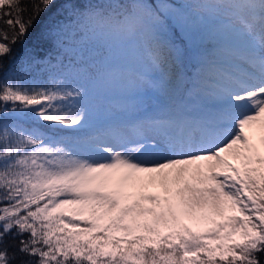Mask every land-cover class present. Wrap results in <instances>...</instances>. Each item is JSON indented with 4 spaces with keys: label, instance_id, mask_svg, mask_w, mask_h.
<instances>
[{
    "label": "snow or ice",
    "instance_id": "6c2138e0",
    "mask_svg": "<svg viewBox=\"0 0 264 264\" xmlns=\"http://www.w3.org/2000/svg\"><path fill=\"white\" fill-rule=\"evenodd\" d=\"M56 7L0 0V264H264V0Z\"/></svg>",
    "mask_w": 264,
    "mask_h": 264
},
{
    "label": "trees",
    "instance_id": "16d2710c",
    "mask_svg": "<svg viewBox=\"0 0 264 264\" xmlns=\"http://www.w3.org/2000/svg\"><path fill=\"white\" fill-rule=\"evenodd\" d=\"M25 2H28V0H25ZM57 7L50 10V12L43 17L44 22L51 20L54 16L57 15V9L59 8L60 4L63 3V0H56ZM42 25H38L37 27L30 30L29 35L25 39L23 43H18L14 46V57L16 60V63H19L20 57L24 56L26 53H35L38 57L47 59L48 57H54L56 55L55 51L45 42H43L40 39V29ZM74 43L73 41H70V44ZM77 44V43H74ZM79 48V47H78ZM80 49V48H79ZM81 51V49H80ZM79 50H75V48L70 47L69 53L70 57L73 53H77V59H79L78 53ZM13 58H6L5 63L11 64ZM55 63V60L52 61ZM37 74V73H36ZM73 130H64L61 134H72ZM82 227L84 225H81ZM189 254V253H188ZM198 255V253H197ZM191 256V255H189Z\"/></svg>",
    "mask_w": 264,
    "mask_h": 264
},
{
    "label": "rangeland",
    "instance_id": "374dc122",
    "mask_svg": "<svg viewBox=\"0 0 264 264\" xmlns=\"http://www.w3.org/2000/svg\"><path fill=\"white\" fill-rule=\"evenodd\" d=\"M75 50H79L80 49L78 47H75ZM225 62L226 64L228 65L229 61L227 59H225ZM36 76L38 78H41L43 79V76L41 73H37ZM122 100V96L119 92H116V91H113V92H110V93H106V94H103L100 98V102L102 105L104 106H107L108 104H111V103H118V102H121ZM254 139H258V138H254ZM145 191L147 192H150V193H156V194H160L162 192V189L159 188L158 186H152V185H149ZM75 206H72V205H69V206H66L64 211L66 213H69V212H72L73 208ZM233 213L231 212H227L225 213L224 215H215L214 216V220L215 221H222V220H226L227 219V216L228 215H231ZM236 214H239L238 212ZM186 223H189L190 226H192L194 228V230H198V231H203L205 229H208V228H211V227H214L215 225L212 223V222H205V223H200L198 225L196 224H191L190 221H185ZM229 229H224L225 232H227ZM242 231V230H240ZM211 239V238H209ZM242 240V236L240 235V232L238 231L237 234L233 237L232 240H224L223 243L225 244H228V243H233V242H236V241H240ZM212 243H220L221 241H217V240H211ZM188 255H191V256H195L197 255V253L195 251H191L189 252Z\"/></svg>",
    "mask_w": 264,
    "mask_h": 264
}]
</instances>
